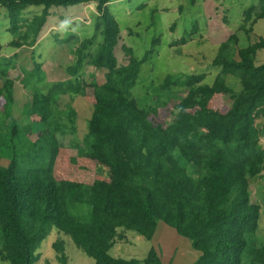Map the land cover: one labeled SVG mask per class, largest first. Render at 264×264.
<instances>
[{
    "label": "trees",
    "instance_id": "trees-1",
    "mask_svg": "<svg viewBox=\"0 0 264 264\" xmlns=\"http://www.w3.org/2000/svg\"><path fill=\"white\" fill-rule=\"evenodd\" d=\"M113 1L118 0H0L11 36L6 46L18 52L8 58L0 45L1 259L36 264L41 242L55 229L95 264H164L162 250L154 247L143 260L111 254L129 232L151 242L163 225L200 252L194 264H264V244L257 245L262 207L241 182L264 170L261 145L246 149L264 132L257 125L264 117V63L257 64L264 39L245 48L237 47L235 36L221 44L213 60L220 72L211 85L202 84L204 75L167 74L147 83L138 98L135 89L113 87L121 34L109 8ZM92 2L102 41L84 67L92 70L94 104L80 142L78 114L61 99L73 93L76 78L35 92L22 110L17 98L28 87L45 90L42 67L32 57L51 10ZM91 43L77 50L81 68ZM152 49L132 63H147ZM30 57L32 68L17 66ZM173 87L181 93L165 94ZM219 97L232 101L224 113L212 110ZM67 144L78 148V159L99 164L109 181L58 179L55 166ZM63 239L53 247L60 264H68Z\"/></svg>",
    "mask_w": 264,
    "mask_h": 264
},
{
    "label": "rangeland",
    "instance_id": "rangeland-1",
    "mask_svg": "<svg viewBox=\"0 0 264 264\" xmlns=\"http://www.w3.org/2000/svg\"><path fill=\"white\" fill-rule=\"evenodd\" d=\"M243 4L245 5L244 2L237 4L232 0L231 2L229 0H118L110 2V11L116 17L121 29L119 45L115 52L118 68L113 87L123 93L135 89V95L141 98L145 94L147 83L167 74L204 75L205 79L202 84H213L220 72L213 66V60L218 55L221 44L235 36L238 40L237 47L245 48L258 39H264V24L250 25L251 21L242 18V15L249 10ZM34 13L38 12L34 10L29 15ZM97 18L98 11L94 2L67 9L53 8L49 22L32 57L33 61L42 67L45 90L37 87L33 91L32 87H28L22 90L26 95L22 93L17 98L18 106L22 110L23 106L32 100L35 92L45 93L55 83L76 78L78 82L73 93L62 96L61 99L63 104L71 103L78 114L76 125L80 142L88 131L87 121L94 104L92 77L90 76L92 70L89 68L85 70L84 67L86 68L90 60L88 56L97 50L102 41L100 29L97 27ZM7 19L5 10L0 8L2 53L8 58L16 59L18 52L6 46L11 40L7 32L9 25ZM89 40L92 43L84 52L81 68L77 50ZM154 41H157V45L153 48ZM151 49L153 54L147 63L143 65L132 63V58L141 61ZM33 61L31 57L25 59L24 62L20 59L17 61V66L30 69L33 67ZM257 62L264 63V50L258 52ZM20 73L19 69L14 72V76L18 77ZM229 78V83L239 91L237 81ZM181 91L182 88L173 87L172 91H166L165 94H180ZM231 104L230 99L219 97L214 102L212 110L224 113ZM166 117V114H163L161 119L164 122L168 121ZM257 125L260 128L264 127V117L257 120ZM31 133L33 135L29 134V138L34 139L36 134ZM256 144H260L264 149V132L258 140L248 141L246 149L251 150ZM76 150H78L77 147L70 145L61 150L62 153L55 166V175L58 179L64 176L92 183L104 177L109 181L108 174H102L99 164L94 160L78 159ZM75 158L78 159L76 162ZM241 182H245L244 186L252 194L253 202L262 207L260 226L257 230V245L260 247L264 244V170L261 175L248 179V181L241 179ZM163 232L164 234H161ZM173 232L169 227L160 225L151 242L134 232H129L126 240L117 242L111 254L114 257L143 260L154 247L162 250L164 264H194L199 259L200 252L192 249L190 241ZM57 233L55 229L51 230L41 242L37 251L36 264H60L57 259L58 252L53 247L59 237L64 238L68 264H95L92 258L77 248L70 237ZM0 264L10 263L3 261L0 257Z\"/></svg>",
    "mask_w": 264,
    "mask_h": 264
},
{
    "label": "crops",
    "instance_id": "crops-1",
    "mask_svg": "<svg viewBox=\"0 0 264 264\" xmlns=\"http://www.w3.org/2000/svg\"><path fill=\"white\" fill-rule=\"evenodd\" d=\"M232 1L237 4H239L240 2L245 3V5L244 4L243 5L248 7L249 10L245 12V15H242V18L246 19V21L249 22L251 21L250 25L264 24V0H232ZM229 2H231V0H229ZM232 7H234V5ZM254 17L256 19H254ZM257 64L260 63L257 62Z\"/></svg>",
    "mask_w": 264,
    "mask_h": 264
}]
</instances>
